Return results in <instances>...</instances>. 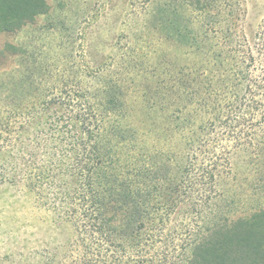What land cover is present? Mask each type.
Returning <instances> with one entry per match:
<instances>
[{
  "label": "trees",
  "instance_id": "obj_1",
  "mask_svg": "<svg viewBox=\"0 0 264 264\" xmlns=\"http://www.w3.org/2000/svg\"><path fill=\"white\" fill-rule=\"evenodd\" d=\"M48 11L47 0H0V33ZM162 28L185 57H142L165 74L143 72L138 117L119 73L77 63L35 75L25 47L1 46L0 184L72 230L85 264H173L180 248L183 264H264V201L222 206L242 193L234 154L263 152L264 17L250 37L238 23Z\"/></svg>",
  "mask_w": 264,
  "mask_h": 264
},
{
  "label": "rangeland",
  "instance_id": "obj_2",
  "mask_svg": "<svg viewBox=\"0 0 264 264\" xmlns=\"http://www.w3.org/2000/svg\"><path fill=\"white\" fill-rule=\"evenodd\" d=\"M47 2V14L38 16L32 24L16 33H0V47L5 43L25 47L29 69L35 75L42 70L58 74L62 65L67 71H74L77 63H86L92 69L102 67V70L119 73L121 80L133 79L134 83L128 81L124 85L129 90L127 99L135 117L143 110L141 88L146 86L142 81L143 72L153 70L165 74L158 64L151 67L148 58L145 61L142 57L147 55L151 60L155 56L154 63L164 60L168 65L185 57L183 49L174 43L176 38L168 41V33L162 27L238 23L241 29L246 28L245 33L250 37L264 17V0ZM165 12L167 25H161ZM154 13L160 20L156 28L151 23ZM128 61H132L130 66ZM233 162L242 193L237 200L231 202V198L222 206L243 213L264 201V147L263 152L258 153L238 151ZM58 220L27 189L0 184V264H85L91 251L77 247L73 231L59 230ZM170 232H166L164 238L171 239L174 234ZM65 241L67 243L63 244ZM179 251V260H176L179 262L173 264H183L181 261L187 256L184 248ZM113 255L118 257V254ZM84 259L87 260L83 262Z\"/></svg>",
  "mask_w": 264,
  "mask_h": 264
}]
</instances>
